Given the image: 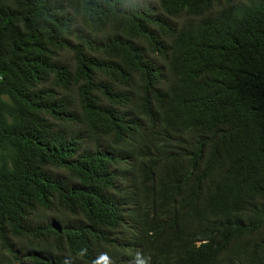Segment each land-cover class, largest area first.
<instances>
[{"label":"trees","instance_id":"1","mask_svg":"<svg viewBox=\"0 0 264 264\" xmlns=\"http://www.w3.org/2000/svg\"><path fill=\"white\" fill-rule=\"evenodd\" d=\"M158 9L0 0V264H264V0Z\"/></svg>","mask_w":264,"mask_h":264},{"label":"rangeland","instance_id":"2","mask_svg":"<svg viewBox=\"0 0 264 264\" xmlns=\"http://www.w3.org/2000/svg\"><path fill=\"white\" fill-rule=\"evenodd\" d=\"M146 4L148 5H151L152 7H155L157 9V12L161 13L158 9V0H143ZM240 1H243V0H240ZM171 22V21H169ZM156 62L158 65L161 66V68L163 69L162 72L163 74L166 73V69H165V62L162 60V58H156ZM146 123V122H145ZM76 133V131H74ZM79 145H81V150L82 151H88V152H91L93 151L97 146L100 147L102 150L104 151H108L110 150V147L113 145L111 141H108L107 139H104V138H100V139H97L94 143H91L87 140H84L83 142H79ZM121 184L122 185H128L127 182H124L121 181ZM41 219H44V220H52L54 219L53 216L51 215H45V218H41ZM129 225L131 226V224L129 223ZM128 237V236H127ZM126 237V238H127ZM126 238L124 240H126Z\"/></svg>","mask_w":264,"mask_h":264},{"label":"clouds","instance_id":"3","mask_svg":"<svg viewBox=\"0 0 264 264\" xmlns=\"http://www.w3.org/2000/svg\"><path fill=\"white\" fill-rule=\"evenodd\" d=\"M137 255V254H136Z\"/></svg>","mask_w":264,"mask_h":264}]
</instances>
